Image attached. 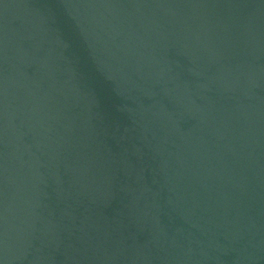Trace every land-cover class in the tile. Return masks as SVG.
<instances>
[{
	"label": "water",
	"instance_id": "obj_1",
	"mask_svg": "<svg viewBox=\"0 0 264 264\" xmlns=\"http://www.w3.org/2000/svg\"><path fill=\"white\" fill-rule=\"evenodd\" d=\"M0 264H264V0H0Z\"/></svg>",
	"mask_w": 264,
	"mask_h": 264
}]
</instances>
